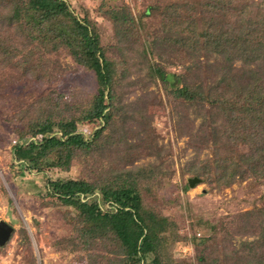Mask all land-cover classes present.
<instances>
[{"label": "trees", "instance_id": "16d2710c", "mask_svg": "<svg viewBox=\"0 0 264 264\" xmlns=\"http://www.w3.org/2000/svg\"><path fill=\"white\" fill-rule=\"evenodd\" d=\"M199 5L205 8L200 16ZM159 8L164 13L170 8L171 14L161 20L162 34L140 43L143 55L153 58L147 60V72L161 82L167 96L192 109L194 120L199 119L191 132L197 137L194 147L211 143L215 149L226 148L193 169L188 184L195 175L212 176L219 187L263 177L264 0H175L162 7L149 4L137 18L125 4L100 3L103 15L125 37L136 31L145 15ZM60 51L93 73L96 90L78 116L35 119L15 129L18 137L11 154L20 173L48 164L68 166L77 150L89 151L115 113L120 79L95 20L88 14L78 16L67 0H0V76L9 69L45 79L51 76L49 56ZM170 53L180 59L170 61ZM156 56L165 61L158 62ZM165 64L181 68L168 70ZM84 122L93 125L88 135L77 129ZM29 140L34 144H28ZM144 171L123 168L104 178L100 199L109 207L102 210L95 200L86 198L89 189L83 178L49 182L50 191L76 212L68 240L112 245L104 254H89L88 264H172L163 254L179 240L177 224L144 203L141 186L152 177L144 176ZM239 217L245 224L252 219L258 224V237L243 242L239 253L252 259L258 256L257 260L239 258L240 262L264 264V206ZM196 239L197 243L209 241L208 237Z\"/></svg>", "mask_w": 264, "mask_h": 264}, {"label": "rangeland", "instance_id": "374dc122", "mask_svg": "<svg viewBox=\"0 0 264 264\" xmlns=\"http://www.w3.org/2000/svg\"><path fill=\"white\" fill-rule=\"evenodd\" d=\"M67 1L78 16L88 14L95 20L101 43L114 61L120 79L115 113L92 148L77 150L68 166L48 164L20 173L11 154L17 128H25L35 119L78 116L88 106L96 83L91 71L74 64L63 51L49 56L51 76L45 79L9 69L0 76L5 79L0 84V220L14 228L0 246V264H88L89 254H104L112 247L108 241L68 240L76 212L48 186L57 178H83L89 189L86 198L95 200L102 210L109 205L100 199V182L123 168H141L144 176H152L141 186L144 203L177 224L179 240L163 254L164 260L172 264H242L239 258L256 261L258 256L252 259L239 253L243 242L258 237V224L256 219L245 224L239 215L264 206V176L219 187L212 176L195 175L201 181L190 186L192 170L226 148L199 142L197 149V137L191 132L199 119L194 120L192 109L167 96L161 82L147 72V60L153 58L143 55L140 43L162 34L161 20L171 9L164 13L159 8L157 13L145 15L136 31L125 37L101 12V0ZM174 1L106 0L114 7L127 5L136 18L149 4L162 7ZM204 9L198 6L199 16L205 14ZM167 57L180 59L177 53ZM156 60L165 61L160 56ZM173 64L165 66L174 71L181 68ZM77 129L88 135L93 125L79 123ZM196 237L209 241L197 243ZM200 255L204 259L199 260Z\"/></svg>", "mask_w": 264, "mask_h": 264}, {"label": "water", "instance_id": "95a60500", "mask_svg": "<svg viewBox=\"0 0 264 264\" xmlns=\"http://www.w3.org/2000/svg\"><path fill=\"white\" fill-rule=\"evenodd\" d=\"M200 179L197 177H193L189 179V185L194 186L195 182H199ZM14 228L13 226L5 220H0V246L6 244L9 240Z\"/></svg>", "mask_w": 264, "mask_h": 264}]
</instances>
